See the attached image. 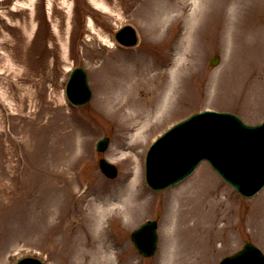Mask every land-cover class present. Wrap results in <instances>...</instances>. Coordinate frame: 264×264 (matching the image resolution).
<instances>
[{
  "label": "rangeland",
  "instance_id": "rangeland-1",
  "mask_svg": "<svg viewBox=\"0 0 264 264\" xmlns=\"http://www.w3.org/2000/svg\"><path fill=\"white\" fill-rule=\"evenodd\" d=\"M72 1L68 14L60 0H53L51 19H47L46 0H35L33 12L14 11L11 0H0V264H14L17 258L27 255L46 264H73L75 254L61 261L64 236H51L44 233L45 229L56 222H60L59 227L79 224L81 213H76V198L83 188L115 191L112 186L117 181L128 183L139 171L142 179L146 147L171 123L204 109L229 111L250 124L264 118V51L255 50L260 47L256 45L258 36L264 37V25L257 37L244 35L243 54V47L228 35L234 24H228L224 14L216 13L220 8L214 1L203 24L205 35L191 42L178 63L184 67L180 91L165 109L157 110L171 80L170 69L159 68L156 75L148 71L149 81L133 90L145 114L131 119L128 117L134 111L126 107L121 109L124 114L116 112L117 104L126 99L121 88L130 83L129 78L133 81L137 77L124 67L135 66L138 59L170 63L176 54L178 58L182 53L178 43L185 33L181 13L174 11L170 0H103L110 12L94 7L90 0ZM259 15L256 19L263 22L264 15ZM88 16L94 19L103 40L108 37L113 41L118 28L132 25L138 35L137 45L127 51L116 43L108 47L90 34ZM164 18L174 26H164L160 38V31L153 29ZM212 23L217 29L210 33ZM241 53L250 57L244 60ZM216 54L220 61L210 67L209 59ZM191 55H198L194 59L197 62ZM77 64L88 70L93 96L86 107L75 110L63 99V89L69 69ZM150 109L158 113L150 115ZM104 136L109 137V146L100 156L116 164L118 170L112 180L100 173L93 150L94 142ZM185 182L189 183L175 192L190 195L200 188H215L216 200L233 210L231 227L220 230L219 240H213L206 253L208 264H218L245 240L264 252V190L245 199L225 185L206 163ZM178 186L157 194L149 192L144 198L151 199L150 204V200L139 201L149 205L147 208L137 207L127 221L126 217L113 220L117 222L115 230L126 237L124 248L118 251L120 264H162L161 256L171 242L167 236L173 226L166 223ZM61 211L67 216L60 221L53 213ZM155 218L159 248L152 258L143 260L134 251L129 234L144 220ZM196 225V220L189 222L186 218L187 234L202 241L203 237H195ZM130 250L135 255H129Z\"/></svg>",
  "mask_w": 264,
  "mask_h": 264
},
{
  "label": "bare ground",
  "instance_id": "bare-ground-1",
  "mask_svg": "<svg viewBox=\"0 0 264 264\" xmlns=\"http://www.w3.org/2000/svg\"><path fill=\"white\" fill-rule=\"evenodd\" d=\"M174 11H179L182 16V24L185 28L184 37L179 43V53L178 58H176L172 67H170L171 78L169 84H167V89L165 95H162V101L157 110L165 109L180 91L182 87V71L184 67L179 66V62L183 59L186 51L192 44L193 40H196L200 36L201 28L203 27L204 21L210 13L213 2L218 5V8L224 9L225 5H230L227 0H170ZM212 1V2H211ZM249 0H233L232 7L229 10L231 19L230 24H234L233 30L229 33L230 39L237 42L243 47V54L245 53V43L244 35H255L257 36L258 30L254 29L253 23L248 21L245 23L244 18H238L240 9L246 8ZM255 0L254 2H256ZM94 7L102 8V10L110 12L109 8L105 6L106 4L103 0H90ZM63 7L71 13V1L70 0H60ZM33 0H15L12 9H33ZM49 7H52L51 0L48 1ZM50 8V11L52 9ZM188 8V10H187ZM32 11V10H31ZM238 18V19H237ZM170 19H161V23L157 25L153 30L162 32L164 26L169 25ZM87 26L91 33L98 38H101V33L95 27V23L91 17L87 20ZM162 33L160 35V38ZM105 38V37H104ZM102 41L107 42L109 45V39L106 40L101 38ZM111 46V45H110ZM1 54L3 52L1 51ZM242 54V53H241ZM242 54V55H243ZM191 59L195 62L198 55H191ZM1 57V56H0ZM244 60L249 58V55L242 56ZM1 59V58H0ZM197 62V61H196ZM132 67H125V69H130L131 76L135 73L137 77L133 81L130 78L127 80L128 83L126 87L121 88V94L126 95V99L122 100L117 104L116 112L124 114L121 109L122 107L128 108L130 111H134L132 116L128 117L131 119H139L140 115L145 114V107H141L140 98L133 97V90L136 86L142 85L148 82L150 77L147 76L148 71H157L161 68L159 62L153 61L149 63L147 59H140L139 63ZM246 65V64H245ZM178 67V70H177ZM189 68V67H187ZM111 70V67L108 70ZM11 71V69H9ZM113 71L114 67L112 68ZM155 75V74H154ZM115 79V77H114ZM132 79V78H131ZM114 85V84H113ZM135 86V87H134ZM103 87V86H102ZM106 90V89H105ZM99 103V101H97ZM10 104V103H9ZM11 105V104H10ZM154 109L148 110L147 113L150 115L156 114L158 112H153ZM131 113V112H130ZM128 113V115L130 114ZM70 166V165H69ZM190 182V181H189ZM187 182V183H189ZM176 188L174 192L178 189H183L184 186ZM114 190H101L90 189V194L93 196L90 199H85L84 195H81L77 201L76 213H81V218L79 224L76 226L78 228L69 229L57 227L50 228L51 234H65V246L61 248V261L66 260L71 254H75V261L73 264H83L87 260H91L90 264H113V250L117 248L121 243H119L109 232H106L104 226H102L111 217H126L133 218L136 213L137 207L147 208L149 205L139 204V201L148 202L146 193L144 192L143 186L140 181L139 172H135L134 178L128 183H124L122 180L117 181L113 186ZM215 188H200L195 190L193 193L186 192L184 194H178L175 192L172 199V210L170 219H168L166 225H172L173 230L170 231L167 237L170 239V244L166 246V251L163 252L161 256L162 264H208L206 253L208 249L212 246L213 240L219 238L220 230L229 229L232 220V209L230 206H224L223 202L216 200ZM143 198V199H142ZM208 210V211H207ZM168 212V214H169ZM206 212V213H205ZM57 218H60L61 213H53ZM188 216H193L196 220L197 225L195 226L196 235L195 237H203L202 241H195L191 238L188 233V229L185 228L186 218ZM256 217V214L255 216ZM218 222L225 223L217 227ZM227 224V225H226ZM92 228V232L90 229ZM204 236H203V235ZM188 242H187V241Z\"/></svg>",
  "mask_w": 264,
  "mask_h": 264
},
{
  "label": "water",
  "instance_id": "water-1",
  "mask_svg": "<svg viewBox=\"0 0 264 264\" xmlns=\"http://www.w3.org/2000/svg\"><path fill=\"white\" fill-rule=\"evenodd\" d=\"M84 78L83 71L77 68L69 79V94L75 102H78L76 93L88 92ZM231 120V116L226 115L197 116L161 138L148 161L151 185L162 188L176 181L187 174L198 159L206 157L243 193L260 188L264 184V128L249 136L238 132ZM152 227L144 225L133 235L136 244L147 248L148 253L155 247ZM222 264H264V258L256 248L247 245Z\"/></svg>",
  "mask_w": 264,
  "mask_h": 264
}]
</instances>
